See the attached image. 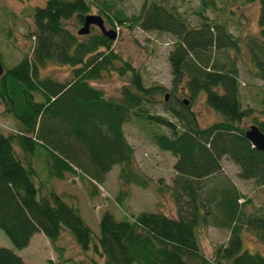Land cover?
<instances>
[{
    "label": "trees",
    "instance_id": "trees-1",
    "mask_svg": "<svg viewBox=\"0 0 264 264\" xmlns=\"http://www.w3.org/2000/svg\"><path fill=\"white\" fill-rule=\"evenodd\" d=\"M197 1L194 25L163 0H143L137 13L128 16L109 1L95 4L112 27L126 22L131 28L173 37L166 55L171 91H181L188 105L202 97L220 116L204 126L185 99L170 100L159 84L145 86L139 72L110 49L112 40L98 32L77 35L65 24L71 19L81 24L90 0H46L32 8L25 34L30 49L3 68L0 76V104L16 127V133L0 129V230L13 249L26 247L34 233L54 243L65 230L82 251L93 247L104 264H264L257 251L243 248L241 237L242 231L250 232L264 247V212L222 174L220 164L223 157L229 159L238 167V178L264 189V152L245 137L249 126L245 118L251 109L240 103L238 69L231 56L239 51V37L207 17L206 10L217 9L215 0ZM219 1L226 6V0ZM239 3L257 5V33L241 36V45L248 56V73L264 82V0ZM50 62L68 66L69 78L59 82L41 77L39 69ZM111 69L128 76L117 98L90 84ZM160 94L162 107L156 111ZM251 124L264 134V119L253 116ZM128 125L173 157L174 175L164 188L176 215L140 211L127 219L103 211L94 235L63 196L39 191L33 182L36 168L25 156H32L35 144H41L48 176L85 178L91 194L115 165L123 185L145 188L149 179L134 165L133 149L124 134ZM15 143L22 155L16 153ZM199 227L227 233L209 256L199 248ZM0 264L25 262L12 249L0 246Z\"/></svg>",
    "mask_w": 264,
    "mask_h": 264
},
{
    "label": "rangeland",
    "instance_id": "rangeland-1",
    "mask_svg": "<svg viewBox=\"0 0 264 264\" xmlns=\"http://www.w3.org/2000/svg\"><path fill=\"white\" fill-rule=\"evenodd\" d=\"M46 0H0V63L3 68L15 64L23 53L29 51L30 41L25 36L31 24V10L41 7ZM91 5L88 14H97L103 18L106 29H113L116 37L110 44V49L118 57L130 63L136 69L145 86L159 84L166 89L170 100L177 97L185 99L188 105V97L181 94L178 89L171 91V75L166 55L173 42V37L166 32L155 30H141L138 27H129L127 23H114L112 27L101 15L95 2ZM102 1V0H101ZM112 7L122 9L125 15L137 13L143 0H106ZM149 1V0H146ZM164 3L175 6L177 10L187 16L191 25L195 24L196 17L192 11L199 5L197 0H163ZM217 9L205 13L210 19L218 23H224L228 31L239 37V51L236 55L231 53L238 69L239 100L243 108L251 109V114L245 118V125L251 124V117L264 119V82L248 73L250 64L244 47L241 45V36L257 33V5L255 3L243 4L239 0H226V6H222L219 0H215ZM65 24L75 33L81 24L72 19ZM98 32L95 26H90L89 33ZM118 64V62H116ZM41 77L48 76L59 82L69 78V69L66 65L46 63L39 69ZM128 76L119 74L117 70L102 72L101 76L90 82L100 89L105 95L113 98L120 96V87L126 84ZM171 97V98H170ZM159 102L156 111L161 110L162 94L157 96ZM168 99V100H169ZM189 110L193 113L199 125L204 126L220 120V116L207 107L202 97L190 101ZM0 129L3 133H16L13 118L4 112L0 104ZM125 137L133 149V162L135 167L149 179L145 188L134 185H123L118 180V166H113L105 174L104 181L95 184V192H92L91 184L85 178L64 174L61 180L48 176L45 160L46 150L39 144H35L34 154L25 156L36 168V176L33 182L40 192L53 191L64 197L67 205L78 210L84 223L97 235L98 218L103 211H109L116 218H131L140 211H160L167 215H176L174 202L165 190V185H170L174 173L173 157L166 151L156 148L146 135L133 125L124 127ZM14 149L18 155H22L21 149L15 143ZM24 157V156H23ZM221 171L229 178L237 190L248 197L254 207L264 212V189L255 187L249 180L237 177L238 167L229 159L223 157L220 161ZM119 197V201L116 199ZM199 248L204 255L209 256L213 247L223 243L227 238L224 230L213 227H199L196 232ZM243 248L255 252L264 257V247L250 232L242 231ZM0 246L12 249L18 254L25 264H104L102 257L93 249L82 251L73 238L63 230L54 243H50L41 233H34L26 247L13 249L8 238L0 230Z\"/></svg>",
    "mask_w": 264,
    "mask_h": 264
},
{
    "label": "water",
    "instance_id": "water-1",
    "mask_svg": "<svg viewBox=\"0 0 264 264\" xmlns=\"http://www.w3.org/2000/svg\"><path fill=\"white\" fill-rule=\"evenodd\" d=\"M90 26L98 28L99 33L108 38L114 40L116 32L113 29H106L103 25V18L97 14H86L83 17L81 26L76 29L77 35H85L89 32ZM3 73V67L0 63V76ZM167 98V93L164 94V99ZM186 103V101H184ZM245 137L250 141L253 147L264 152V134L261 133L257 127L253 124L249 125L245 131Z\"/></svg>",
    "mask_w": 264,
    "mask_h": 264
}]
</instances>
